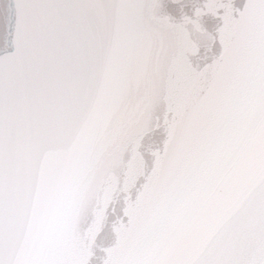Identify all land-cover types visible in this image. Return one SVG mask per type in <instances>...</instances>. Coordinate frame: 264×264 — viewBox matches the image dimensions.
Wrapping results in <instances>:
<instances>
[{
	"label": "water",
	"instance_id": "95a60500",
	"mask_svg": "<svg viewBox=\"0 0 264 264\" xmlns=\"http://www.w3.org/2000/svg\"><path fill=\"white\" fill-rule=\"evenodd\" d=\"M0 264H264V0H0Z\"/></svg>",
	"mask_w": 264,
	"mask_h": 264
}]
</instances>
